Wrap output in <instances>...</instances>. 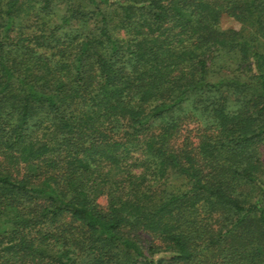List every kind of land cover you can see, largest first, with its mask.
<instances>
[{
	"label": "trees",
	"instance_id": "16d2710c",
	"mask_svg": "<svg viewBox=\"0 0 264 264\" xmlns=\"http://www.w3.org/2000/svg\"><path fill=\"white\" fill-rule=\"evenodd\" d=\"M0 264H264V0H0Z\"/></svg>",
	"mask_w": 264,
	"mask_h": 264
},
{
	"label": "rangeland",
	"instance_id": "374dc122",
	"mask_svg": "<svg viewBox=\"0 0 264 264\" xmlns=\"http://www.w3.org/2000/svg\"><path fill=\"white\" fill-rule=\"evenodd\" d=\"M222 27L223 28H236V29H239L241 27V25L235 21L233 18L231 17H228V16H224L222 18ZM189 126V128H191L193 125H187V127ZM183 128V132L181 134V137H180V141L183 139L184 137V134H187L188 132H186L188 130V128ZM263 149V148H261Z\"/></svg>",
	"mask_w": 264,
	"mask_h": 264
}]
</instances>
